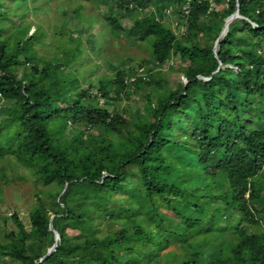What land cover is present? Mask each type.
<instances>
[{"label": "trees", "instance_id": "obj_1", "mask_svg": "<svg viewBox=\"0 0 264 264\" xmlns=\"http://www.w3.org/2000/svg\"><path fill=\"white\" fill-rule=\"evenodd\" d=\"M25 1L0 0V160L44 190L29 230L9 217L16 230L0 234V259L264 264V0H75L89 7L70 21L88 34L49 60L38 52L47 34L15 24ZM172 6L170 23L156 19ZM237 7L242 19L215 53ZM122 34L144 43L155 66L179 61L186 83L171 88L139 58L85 87L91 69L133 55ZM110 96L133 105L99 104Z\"/></svg>", "mask_w": 264, "mask_h": 264}, {"label": "rangeland", "instance_id": "obj_2", "mask_svg": "<svg viewBox=\"0 0 264 264\" xmlns=\"http://www.w3.org/2000/svg\"><path fill=\"white\" fill-rule=\"evenodd\" d=\"M30 1L31 0L25 1L20 7V9H28L24 21H21L20 19L14 21H16V25L24 24L26 22L30 23L31 32L40 30L42 33H45V35L47 34L46 37L43 38L44 42H41L40 47L38 48L40 57H44L47 60L52 59L55 56L58 57L62 48L67 47L70 49L71 47H74L72 43L68 42V38L75 39L78 36L80 37V35L83 33H85V35L88 34V29L86 30L84 27L77 28L73 22L70 21V11L74 10L79 4L88 8V4L80 3L75 0H43L42 6H39L37 3L35 5L32 3L30 4ZM106 2L107 1L100 0L99 4L104 3L107 5L110 1L107 3ZM104 4L99 5L100 9L105 8ZM93 8L97 12L100 11L97 5L93 6ZM174 10H176V7L172 6L171 9L168 8L167 12L163 13L162 16L157 15L156 19L160 22L168 24L171 22L169 19H173L174 15H172V13ZM146 14H149V12ZM227 20L225 28L223 27V32L219 35L217 41H214L215 53L218 51V43L224 38L227 32V26L231 23V21L227 22ZM124 24L130 25L128 21H125ZM70 25L73 26V28H71V30H66L70 27ZM10 26H14L13 21L10 23ZM212 33L213 32L210 34ZM92 36L93 32L90 33V37ZM91 39L92 38H90V40ZM118 39L123 41V47L125 48L124 51L127 50L126 54L133 53V55L131 57H126L130 59L124 60L122 65H117L114 61H110L107 62L106 65L100 70L91 69V74L92 72L93 74L85 83V87L90 83L95 86L97 84V78L99 77L98 74L104 73L110 75L114 73L117 68H127L131 65H134L135 61L132 62L130 60H138L139 58H144L147 60L149 64L148 67L154 70V72H161L171 88H175L177 85L184 84L186 82L180 69H177L181 65L180 63L179 66H177L179 61L172 60L164 63L161 66H155L153 65V61L151 60L144 43L137 44V42L128 41L125 34L120 35ZM236 44L238 45L239 43ZM63 71L68 72V69L64 68ZM133 98H135V96ZM133 101L134 100L118 101L115 100L113 96H110V98L107 99H100L99 104L117 107L120 111L122 108H124L123 106L133 105ZM9 105L10 104H5L4 107ZM138 106L142 107L141 103H138ZM70 132L71 130L69 128L68 131H66L65 137L69 138ZM1 175L5 176L8 182H6L5 177H3L5 182L0 181V234L3 235L5 233H9L10 231L16 230L14 223L9 218L13 213L18 215L20 221L25 226V229L29 230V213L36 205V195L43 188L35 182V177L30 171L18 165L12 159L0 160V176ZM41 197L44 203L47 205L48 200H46L44 193L41 195ZM2 217L7 218L6 223L3 222ZM4 224H6L5 227ZM0 264L7 263L5 260L0 259Z\"/></svg>", "mask_w": 264, "mask_h": 264}, {"label": "water", "instance_id": "obj_3", "mask_svg": "<svg viewBox=\"0 0 264 264\" xmlns=\"http://www.w3.org/2000/svg\"><path fill=\"white\" fill-rule=\"evenodd\" d=\"M235 18H239L238 13H237L235 16H233L232 18H229V19L227 20V22H230L231 20H233V19H235ZM50 230L52 231V227H51V226H50ZM52 232L54 233V239H55V241H59V236H58V234H57L55 231H52ZM55 248H56V244H54V245L52 246V248H50V249L48 250V252H47V254H46L45 257L51 255V254L54 252Z\"/></svg>", "mask_w": 264, "mask_h": 264}, {"label": "clouds", "instance_id": "obj_4", "mask_svg": "<svg viewBox=\"0 0 264 264\" xmlns=\"http://www.w3.org/2000/svg\"><path fill=\"white\" fill-rule=\"evenodd\" d=\"M214 3L212 2V1H210V9H212L213 7H214ZM184 10H185V8H184ZM187 13H188V10H187ZM238 13V15H239V11H238V7H237V10H236V12L233 14V15H231L229 18H232L233 16H235L236 14ZM229 18H227V19H229ZM226 19V20H227ZM235 19H242V17L239 15V18H235ZM234 19V20H235ZM231 22H232V20H231ZM226 25V24H225ZM224 28H225V26H224ZM224 28H223V30H224ZM226 30H228V26H227V29ZM223 32V31H222ZM226 34H227V32H226ZM226 34H225V36H226ZM224 36V37H225ZM199 79H203L204 81H207L208 79H204V78H199ZM186 83V82H185ZM184 83V84H185Z\"/></svg>", "mask_w": 264, "mask_h": 264}, {"label": "built area", "instance_id": "obj_5", "mask_svg": "<svg viewBox=\"0 0 264 264\" xmlns=\"http://www.w3.org/2000/svg\"><path fill=\"white\" fill-rule=\"evenodd\" d=\"M187 10H188V7H185V12H186V14H187Z\"/></svg>", "mask_w": 264, "mask_h": 264}]
</instances>
